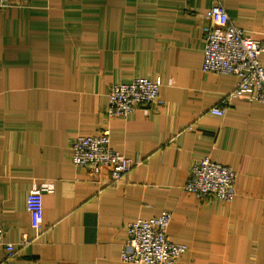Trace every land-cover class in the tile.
I'll return each instance as SVG.
<instances>
[{
	"label": "crops",
	"instance_id": "crops-1",
	"mask_svg": "<svg viewBox=\"0 0 264 264\" xmlns=\"http://www.w3.org/2000/svg\"><path fill=\"white\" fill-rule=\"evenodd\" d=\"M231 21L264 43V0H220ZM214 0H13L0 8V228L15 246L0 264H127L125 225L172 211L177 264H264V105L232 100L209 113L235 77L201 69ZM264 61V55L262 56ZM159 86L163 105L105 113L113 84ZM107 128L133 166L122 181L70 163L77 136ZM236 173L231 202L184 190L194 161ZM42 195L36 221L31 190ZM25 234L30 242L20 245Z\"/></svg>",
	"mask_w": 264,
	"mask_h": 264
},
{
	"label": "built area",
	"instance_id": "built-area-1",
	"mask_svg": "<svg viewBox=\"0 0 264 264\" xmlns=\"http://www.w3.org/2000/svg\"><path fill=\"white\" fill-rule=\"evenodd\" d=\"M12 2L0 0V8ZM205 18L208 24L203 28L202 71L235 77L233 90L224 96L220 105L210 108L209 113L224 117L229 103L235 99L264 105V43L234 25L220 0H214ZM106 103L107 116L125 118L139 108L161 107L164 101L158 84L146 78H135L129 83L111 85ZM70 163L86 168L94 175L107 176L114 182L122 181L133 166L129 158L111 147L107 128L98 135L75 137L70 146ZM235 179L236 173L231 167L204 157L191 165L184 190L204 201L228 203L235 196ZM53 189V183L43 181L28 193L27 208L35 221L40 213L42 195L53 192ZM171 219L172 211L163 209L158 216L127 223L120 261L127 264H177L188 251V246L168 239ZM29 242L30 239L23 234L19 243L25 245ZM0 246L8 258L15 255L14 244L5 242L1 228Z\"/></svg>",
	"mask_w": 264,
	"mask_h": 264
}]
</instances>
